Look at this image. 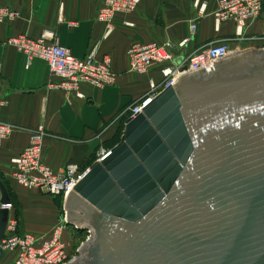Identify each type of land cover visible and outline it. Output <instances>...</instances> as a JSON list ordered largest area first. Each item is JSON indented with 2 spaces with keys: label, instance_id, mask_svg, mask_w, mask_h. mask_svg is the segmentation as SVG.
Instances as JSON below:
<instances>
[{
  "label": "water",
  "instance_id": "obj_1",
  "mask_svg": "<svg viewBox=\"0 0 264 264\" xmlns=\"http://www.w3.org/2000/svg\"><path fill=\"white\" fill-rule=\"evenodd\" d=\"M9 204L0 179V241ZM63 216L87 234L66 264H264V48L146 102L66 191Z\"/></svg>",
  "mask_w": 264,
  "mask_h": 264
},
{
  "label": "crops",
  "instance_id": "obj_2",
  "mask_svg": "<svg viewBox=\"0 0 264 264\" xmlns=\"http://www.w3.org/2000/svg\"><path fill=\"white\" fill-rule=\"evenodd\" d=\"M218 1L141 0L133 12L115 15L112 31L106 36V26L96 20L103 0H0V8L17 13L12 21L0 23V122L14 127L0 145V179L16 193L25 226L52 225L55 206L53 198L16 185L11 160L28 146L30 132L44 130L48 135L42 142L44 165L55 172L67 164L88 169L117 135L118 115L148 94L150 80L161 81L157 65L143 75L131 71L130 46L167 42L176 47L189 38L185 47L176 49L174 63L213 42L228 43L236 51L260 46L236 38L231 23L215 31L212 15ZM201 7L205 8L203 14L199 13ZM192 24L196 25L193 34ZM44 33L76 58L84 59L92 51L97 59L107 57L113 84L101 89L83 85L82 99L50 89L48 83L57 79L50 75L47 63L34 58L27 65L26 56L8 44L11 38L37 40ZM262 34L264 11L243 29L245 37Z\"/></svg>",
  "mask_w": 264,
  "mask_h": 264
},
{
  "label": "built area",
  "instance_id": "obj_3",
  "mask_svg": "<svg viewBox=\"0 0 264 264\" xmlns=\"http://www.w3.org/2000/svg\"><path fill=\"white\" fill-rule=\"evenodd\" d=\"M141 0H103V5L97 11L96 20L106 26V36L112 31L111 23L116 14L130 13L136 10ZM264 0H219L218 7L213 12L215 31H219L223 24L235 25L236 38L240 41L260 44L264 48V34L245 37L243 29L248 22L257 20L263 9ZM205 8L201 7L200 14ZM17 13L9 8H0V23L12 21ZM196 25L190 26L191 34ZM189 38L180 42L176 47L171 43L133 44L127 51L130 69L136 74H146L154 65L160 67L161 81H149L148 94L123 110L118 118L131 119L141 112L145 103L154 98L176 78L186 72L202 68L205 64L214 63L229 57L236 52L228 43L213 42L196 50L184 60L174 63L176 49L181 50L188 43ZM8 44L15 47L26 56L27 65L34 58L44 60L49 73L57 82H49L50 89L59 90L67 95L83 98L81 86L87 85L96 89L111 86L114 76L110 71V61L107 57L97 59L92 51L84 59L74 57L67 49L58 45L44 33L39 39L32 40L25 36H18L8 40ZM14 127L0 122V145L8 139ZM48 137L44 130L30 132L28 146L12 159L11 178L19 186L35 190L43 196L60 198L63 202L65 193L80 178L87 169H81L76 164H67L61 172H55L44 165L41 160L42 142ZM9 210V220L6 232L0 241V250L4 255L0 264H66L69 258L63 233L66 230L62 213L59 223L52 229L47 238H37L30 233L18 231L16 218L12 217V204L2 206Z\"/></svg>",
  "mask_w": 264,
  "mask_h": 264
},
{
  "label": "rangeland",
  "instance_id": "obj_4",
  "mask_svg": "<svg viewBox=\"0 0 264 264\" xmlns=\"http://www.w3.org/2000/svg\"><path fill=\"white\" fill-rule=\"evenodd\" d=\"M263 11H264V1H263L262 12ZM262 12H261V14H262ZM260 48H261V46H259L256 49H260ZM124 125L125 124H124L123 120H120L119 130H118L117 135L115 136L113 142L111 144L105 146L104 151L103 152L101 151L99 153V156H97L96 159H99L98 157H102V155L104 153H106L110 150V147H112L115 143H117L118 138L122 134L121 131H123V129H124ZM85 169H87V168H85ZM5 186L7 188L8 193H9V197H10V200L12 202L11 204H13L12 205V207H13L12 212H13V209L15 210V218H16V222L18 224L17 225L18 231L20 233H30L37 238H47L48 235H51L50 233L52 232V229L59 223V220L61 219V216L63 213V202L60 199H54L53 198V204L55 206V213H54V223L52 225H50V226L37 225L36 227L34 225H32V226H34L33 228H30V227L28 228L27 226L24 225V222H22V220L20 219V214H19L20 205H19V202L17 200L16 193L14 191H12V189L9 187L8 183H5ZM24 226L26 227L25 230H23ZM86 238H87L86 232L76 231L73 228L66 226L63 241L65 243L66 252H67L69 258L72 259L77 255V250H78L79 246L86 240Z\"/></svg>",
  "mask_w": 264,
  "mask_h": 264
},
{
  "label": "trees",
  "instance_id": "obj_5",
  "mask_svg": "<svg viewBox=\"0 0 264 264\" xmlns=\"http://www.w3.org/2000/svg\"><path fill=\"white\" fill-rule=\"evenodd\" d=\"M121 120H123V122L124 123H126L127 122V118H122ZM121 133H122V131H121ZM122 135V134H121ZM121 135H120V137H121ZM120 137L118 138V141H117V143L119 142V140H120ZM117 143H115L113 146H115ZM112 146V147H113ZM112 147H110V149L112 148ZM54 199H60V198H54ZM61 200V199H60ZM62 201V200H61ZM12 203V202H11ZM13 205V204H12ZM77 231V230H76Z\"/></svg>",
  "mask_w": 264,
  "mask_h": 264
},
{
  "label": "bare ground",
  "instance_id": "obj_6",
  "mask_svg": "<svg viewBox=\"0 0 264 264\" xmlns=\"http://www.w3.org/2000/svg\"><path fill=\"white\" fill-rule=\"evenodd\" d=\"M150 88V87H149ZM107 153V152H106ZM106 153H104L103 155H105ZM63 237H64V233H63Z\"/></svg>",
  "mask_w": 264,
  "mask_h": 264
},
{
  "label": "flooded vegetation",
  "instance_id": "obj_7",
  "mask_svg": "<svg viewBox=\"0 0 264 264\" xmlns=\"http://www.w3.org/2000/svg\"><path fill=\"white\" fill-rule=\"evenodd\" d=\"M75 230V229H74Z\"/></svg>",
  "mask_w": 264,
  "mask_h": 264
}]
</instances>
